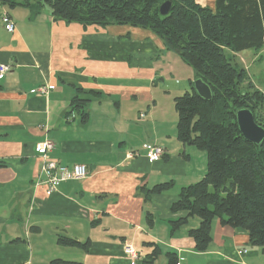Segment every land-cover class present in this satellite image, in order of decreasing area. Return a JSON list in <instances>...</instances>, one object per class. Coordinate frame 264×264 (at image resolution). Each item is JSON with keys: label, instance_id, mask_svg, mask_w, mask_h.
I'll return each instance as SVG.
<instances>
[{"label": "crops", "instance_id": "1", "mask_svg": "<svg viewBox=\"0 0 264 264\" xmlns=\"http://www.w3.org/2000/svg\"><path fill=\"white\" fill-rule=\"evenodd\" d=\"M19 7L9 9L14 32L0 14V64L11 65L0 77V264H264L249 232L218 218L199 251L189 231L201 219L172 210L207 171L206 152L177 134L174 99L192 88L195 70L148 29L67 24L47 8ZM238 55L264 92V49ZM76 95L89 99L85 118L73 108ZM45 140L55 144L51 160L84 164L87 175L48 194L35 150ZM152 145L165 149L153 162ZM165 182L172 186L149 192ZM183 217L172 233L170 221Z\"/></svg>", "mask_w": 264, "mask_h": 264}, {"label": "trees", "instance_id": "2", "mask_svg": "<svg viewBox=\"0 0 264 264\" xmlns=\"http://www.w3.org/2000/svg\"><path fill=\"white\" fill-rule=\"evenodd\" d=\"M163 1L0 0V4L8 10L27 7L33 14L47 5L56 20L67 24L148 29L177 52L193 67L197 78L211 87L212 98L200 96L193 82L191 89L174 99L178 139L206 152L207 171L199 181L182 188L172 210H187L189 216L201 219L200 225L189 231L199 251H205L212 240L215 218L246 229L250 243L264 249V140L260 144L247 140L237 121V111L249 108L264 127V92L250 80L237 57L246 50L264 49V0H213L207 5L197 0H172L167 15L159 11ZM88 100L76 95L72 101L84 118ZM171 186L172 182H165L149 192L159 193ZM187 218L171 220L172 233ZM59 242L87 245L66 236ZM52 264L77 263L56 259Z\"/></svg>", "mask_w": 264, "mask_h": 264}, {"label": "built area", "instance_id": "3", "mask_svg": "<svg viewBox=\"0 0 264 264\" xmlns=\"http://www.w3.org/2000/svg\"><path fill=\"white\" fill-rule=\"evenodd\" d=\"M3 21L5 24V28L9 32H14L16 26L13 19L10 16H4ZM10 68H11L10 64H0V77H2V75L5 72L9 71ZM48 88L49 87L47 86H41L40 90L42 92H47ZM54 147L55 144L51 140H45L43 142H39L36 144L35 147V150L43 157V162L40 170H41V174L44 176V179H42L41 182L47 185L48 194L54 192L62 181H66L70 179H80L85 177L88 173L87 166L84 164H75L69 167L55 160H51L48 157V152L54 149ZM164 153H165V149L162 146L152 145L149 147L147 157L151 162H153L155 160L162 158ZM126 251L130 255H132V257L137 256L134 248L131 245H128L126 247ZM244 252H246V249H242L238 251V253L240 254ZM177 264H184V263L178 262Z\"/></svg>", "mask_w": 264, "mask_h": 264}, {"label": "water", "instance_id": "4", "mask_svg": "<svg viewBox=\"0 0 264 264\" xmlns=\"http://www.w3.org/2000/svg\"><path fill=\"white\" fill-rule=\"evenodd\" d=\"M173 1L165 0L161 3L159 11L162 15H167L172 9ZM196 92L206 100L212 98L211 87L202 79L194 81ZM237 121L244 137L256 144L264 140V127L255 121L253 112L249 108H242L237 111Z\"/></svg>", "mask_w": 264, "mask_h": 264}, {"label": "rangeland", "instance_id": "5", "mask_svg": "<svg viewBox=\"0 0 264 264\" xmlns=\"http://www.w3.org/2000/svg\"><path fill=\"white\" fill-rule=\"evenodd\" d=\"M199 3H201L202 5H207V4H210L209 3V0H197ZM212 4V3H211ZM0 7H1V10H0V14L2 15V19H3V17L4 16H10V12H9V10H8V7L7 6H3L2 4H0ZM18 8H20V7H18ZM45 8H47V9H49L48 7H47V5L44 7V10H45ZM11 17V16H10ZM238 57V60L240 61V63L242 64V65H244V66H246L245 65V63L247 62V60H246V58H242V57H240V55H238L237 56ZM183 66H185V65H183ZM187 66V65H186ZM185 66V67H186ZM187 68H191V69H193V67L192 66H190V65H188L187 66ZM180 70H182V69H180ZM247 70V69H246ZM247 72H248V70H247ZM176 73L177 74H179V69H176ZM181 73V75L183 74V71L182 72H180ZM250 78V80L252 81V79H251V77H249ZM197 79V78H196ZM195 81V80H194ZM253 82V81H252ZM260 89V88H259ZM261 90V89H260Z\"/></svg>", "mask_w": 264, "mask_h": 264}]
</instances>
